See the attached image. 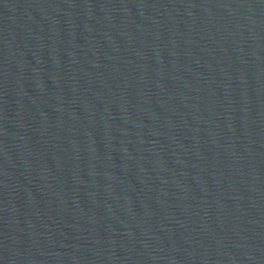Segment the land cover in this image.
Masks as SVG:
<instances>
[{
	"label": "water",
	"instance_id": "1",
	"mask_svg": "<svg viewBox=\"0 0 264 264\" xmlns=\"http://www.w3.org/2000/svg\"><path fill=\"white\" fill-rule=\"evenodd\" d=\"M0 264H264V0H0Z\"/></svg>",
	"mask_w": 264,
	"mask_h": 264
}]
</instances>
